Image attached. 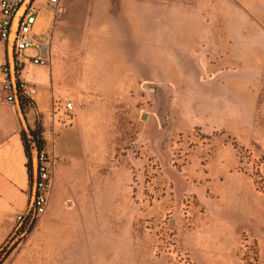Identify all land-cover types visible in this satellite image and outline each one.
<instances>
[{
  "label": "crops",
  "instance_id": "1",
  "mask_svg": "<svg viewBox=\"0 0 264 264\" xmlns=\"http://www.w3.org/2000/svg\"><path fill=\"white\" fill-rule=\"evenodd\" d=\"M12 54L11 45L0 41V262L71 264L76 241L85 253L101 256L111 248L105 229L122 236L116 225L134 215L132 173L90 150L97 139L85 127L102 125L105 112L110 121L130 112L134 89L143 82L153 84L154 95L177 97L171 120L176 135L196 126L207 134L214 126L232 134L240 127L254 130L248 120L255 121L251 109L258 100L253 104L249 96L253 81L264 80V0H60L50 65L30 63L36 49L25 53L30 83L38 91L23 109L16 98L9 104L2 89V69L12 64ZM53 98L75 104L55 124ZM27 128L40 132L44 150L60 160L47 211L23 236L18 228L30 225L32 198L23 142ZM227 157L224 152L203 166L195 156L189 166L193 183L187 191L204 208L193 218L192 238L211 231L238 239L243 225L264 229V207L250 181L235 171V155ZM220 177L225 186H219ZM216 200H224L218 210L211 206ZM134 240L144 242L151 255L144 237Z\"/></svg>",
  "mask_w": 264,
  "mask_h": 264
},
{
  "label": "rangeland",
  "instance_id": "2",
  "mask_svg": "<svg viewBox=\"0 0 264 264\" xmlns=\"http://www.w3.org/2000/svg\"><path fill=\"white\" fill-rule=\"evenodd\" d=\"M152 87L153 84L142 82L140 90L134 89V104L130 105V112L114 114L116 118L112 121L109 113L105 112L106 121L102 125L89 127L88 124L85 127L97 139L90 150L106 154L112 163L122 165L124 173H132L134 215H126L124 222L116 225L122 236L105 229L103 235L111 248L101 256L89 251L85 253L82 247H77L79 241H76L70 252V256H74L70 263L264 264V229L258 232L245 229L243 225L238 239H228L215 233L211 235V231L192 238L189 231L195 230L193 218L202 216L204 208L200 206L197 195L187 191V184L193 183L187 177L195 156L205 166L212 158L227 152V159L235 155V171L250 181L252 194L264 207V80H254L250 87L253 94L249 96L250 100L253 104L255 99L258 100V106L255 104L251 109L255 121L248 120L255 129L246 132L245 127H240L233 134L216 126L210 134L201 126L192 128L188 134H174L171 120L173 111L177 109L174 102L177 97L154 95ZM83 103H80V109L84 108ZM236 114L246 118L243 113ZM72 125L70 122L66 126ZM216 139L223 140L216 143ZM220 179L219 186L224 185L223 177ZM222 202L213 201L211 206L218 207V210ZM260 221L264 227V211ZM93 226L103 229L114 225ZM95 229L92 232H97ZM130 231L132 235L127 234ZM139 237L145 238L151 255L147 256L142 245L144 242L134 240Z\"/></svg>",
  "mask_w": 264,
  "mask_h": 264
},
{
  "label": "built area",
  "instance_id": "3",
  "mask_svg": "<svg viewBox=\"0 0 264 264\" xmlns=\"http://www.w3.org/2000/svg\"><path fill=\"white\" fill-rule=\"evenodd\" d=\"M60 0H0V41L5 46L11 45L16 61V81L20 94L33 99L37 89L30 83L28 77V63L25 53L30 49H36L38 55L30 60L37 66H47L51 63V44L55 30L58 7ZM2 89L6 94V101L9 104L15 103L14 86L12 83L13 66L7 64L2 69ZM72 102H62L53 98L51 103V117L54 124L60 122V117H69L74 111ZM33 174L36 169L38 183L37 192L31 198V222L27 228L20 224L18 232L26 235L32 230L33 223L42 217L48 207L49 194L51 192L52 180L56 173V165L59 162L54 153L46 150L39 151L34 138L29 137ZM24 216L17 217L18 223L23 222ZM0 264H4L3 261Z\"/></svg>",
  "mask_w": 264,
  "mask_h": 264
},
{
  "label": "trees",
  "instance_id": "4",
  "mask_svg": "<svg viewBox=\"0 0 264 264\" xmlns=\"http://www.w3.org/2000/svg\"><path fill=\"white\" fill-rule=\"evenodd\" d=\"M28 103H30V100L27 97L20 94V104H21L22 109L25 108ZM29 137H32L35 139L36 144H37V148L39 149V151L44 150V142L42 140V136H41L40 132L31 131L29 133V136L26 135L25 132L23 133V142H24V146H25L26 156L28 158V170H29L30 182H31V186H32L33 161H32V151H31ZM36 222L37 221H35L33 223L32 227L35 226Z\"/></svg>",
  "mask_w": 264,
  "mask_h": 264
},
{
  "label": "water",
  "instance_id": "5",
  "mask_svg": "<svg viewBox=\"0 0 264 264\" xmlns=\"http://www.w3.org/2000/svg\"><path fill=\"white\" fill-rule=\"evenodd\" d=\"M12 53H13L12 54V66H13L12 83H13V86H14L15 98L19 102L20 98H19V91H18V88H17V81H16V61H15V55H14L13 48H12ZM20 110H21V114H22L23 120L25 121V118L23 116V111H22L21 108H20ZM27 130L30 133V130L28 128H27ZM35 162H36V169H35V172H34L33 177H32V192H33V194H36V192H37V183H38L37 159H35Z\"/></svg>",
  "mask_w": 264,
  "mask_h": 264
}]
</instances>
